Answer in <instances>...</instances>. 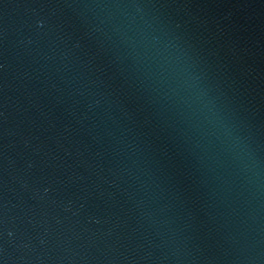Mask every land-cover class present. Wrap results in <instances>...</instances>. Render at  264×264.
Here are the masks:
<instances>
[{
    "label": "water",
    "instance_id": "1",
    "mask_svg": "<svg viewBox=\"0 0 264 264\" xmlns=\"http://www.w3.org/2000/svg\"><path fill=\"white\" fill-rule=\"evenodd\" d=\"M0 264H264V0H0Z\"/></svg>",
    "mask_w": 264,
    "mask_h": 264
}]
</instances>
